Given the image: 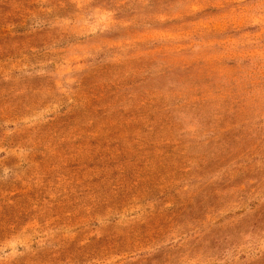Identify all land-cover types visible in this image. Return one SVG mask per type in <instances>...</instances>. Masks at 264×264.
<instances>
[{
	"label": "rangeland",
	"instance_id": "1",
	"mask_svg": "<svg viewBox=\"0 0 264 264\" xmlns=\"http://www.w3.org/2000/svg\"><path fill=\"white\" fill-rule=\"evenodd\" d=\"M0 264H264V0H0Z\"/></svg>",
	"mask_w": 264,
	"mask_h": 264
}]
</instances>
